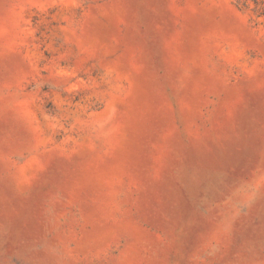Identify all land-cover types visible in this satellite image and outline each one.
Returning a JSON list of instances; mask_svg holds the SVG:
<instances>
[{
  "label": "rangeland",
  "instance_id": "rangeland-1",
  "mask_svg": "<svg viewBox=\"0 0 264 264\" xmlns=\"http://www.w3.org/2000/svg\"><path fill=\"white\" fill-rule=\"evenodd\" d=\"M0 264H264V0H0Z\"/></svg>",
  "mask_w": 264,
  "mask_h": 264
}]
</instances>
